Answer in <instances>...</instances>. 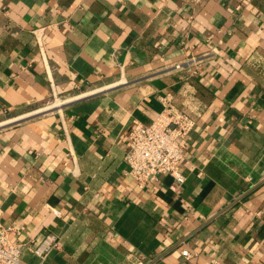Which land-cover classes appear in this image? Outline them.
<instances>
[{"label": "crops", "instance_id": "0c3cea01", "mask_svg": "<svg viewBox=\"0 0 264 264\" xmlns=\"http://www.w3.org/2000/svg\"><path fill=\"white\" fill-rule=\"evenodd\" d=\"M163 96L195 122L178 194L124 162ZM0 223L56 234L41 264H264V0H0Z\"/></svg>", "mask_w": 264, "mask_h": 264}, {"label": "built area", "instance_id": "2783aa9c", "mask_svg": "<svg viewBox=\"0 0 264 264\" xmlns=\"http://www.w3.org/2000/svg\"><path fill=\"white\" fill-rule=\"evenodd\" d=\"M211 55L200 57L189 56L180 59L170 66L174 72L187 73L194 77L199 68ZM161 112L148 125L133 120L128 130V149L124 155L127 165L126 174L134 180L139 189L159 182L161 176L171 178L168 188L173 194H178L186 182V175L181 168L185 141L192 131L195 122L185 112L177 109L168 96L160 97ZM54 217H61L57 209L46 206ZM14 232L12 226L0 223V264H26L22 261V252L27 248L40 264L47 255L59 250V238L56 234L47 232L36 243L20 244L10 239ZM182 256L188 257L187 251ZM141 264V263H140ZM210 264H224L221 261H212Z\"/></svg>", "mask_w": 264, "mask_h": 264}, {"label": "bare ground", "instance_id": "6f19581e", "mask_svg": "<svg viewBox=\"0 0 264 264\" xmlns=\"http://www.w3.org/2000/svg\"><path fill=\"white\" fill-rule=\"evenodd\" d=\"M52 106V105H51ZM56 106H59V105H53L51 108H54V107H56ZM48 110H49V107H48Z\"/></svg>", "mask_w": 264, "mask_h": 264}, {"label": "rangeland", "instance_id": "374dc122", "mask_svg": "<svg viewBox=\"0 0 264 264\" xmlns=\"http://www.w3.org/2000/svg\"><path fill=\"white\" fill-rule=\"evenodd\" d=\"M48 107L51 108V107H52L51 104H49ZM47 109H48V108H47Z\"/></svg>", "mask_w": 264, "mask_h": 264}]
</instances>
